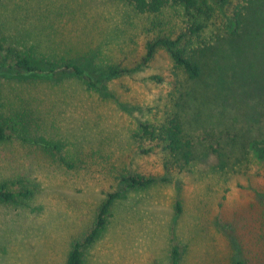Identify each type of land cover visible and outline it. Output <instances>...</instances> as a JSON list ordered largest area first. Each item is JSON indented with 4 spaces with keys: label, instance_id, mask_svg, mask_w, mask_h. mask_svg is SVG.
I'll use <instances>...</instances> for the list:
<instances>
[{
    "label": "rangeland",
    "instance_id": "1",
    "mask_svg": "<svg viewBox=\"0 0 264 264\" xmlns=\"http://www.w3.org/2000/svg\"><path fill=\"white\" fill-rule=\"evenodd\" d=\"M216 7L200 37L182 42L204 49L191 80L164 49L142 62L147 41L184 30L172 6L148 15L123 0H0L5 48L90 72L50 81L0 70V121L15 134L0 141V185L31 190L0 201V264H65L114 193L84 264H264V0L238 27L231 5ZM111 66L130 72L98 79ZM172 116L194 159L166 175L161 148L144 154L137 136ZM135 176L158 182L127 188Z\"/></svg>",
    "mask_w": 264,
    "mask_h": 264
},
{
    "label": "trees",
    "instance_id": "2",
    "mask_svg": "<svg viewBox=\"0 0 264 264\" xmlns=\"http://www.w3.org/2000/svg\"><path fill=\"white\" fill-rule=\"evenodd\" d=\"M130 5L138 14L158 15L162 13L169 6L178 9L181 17L184 18L185 28L177 35L176 38H171L167 35H157L145 44V55L143 63L147 64L156 54L158 49H164L171 57L174 68L183 71L191 80L197 79L201 74V60L204 54V49L194 50L189 53L182 42H189L193 44L198 39L200 34L208 27L209 21L214 16L219 5H231L232 14L231 22L236 27L242 23V13L245 11L250 3L256 0H123ZM187 38V40H184ZM0 70L14 71L16 76L27 75L36 76L46 80H58L64 78L68 73L74 76L89 75L90 72L80 62L66 60L59 61H40L36 62L33 57L27 54L15 51L13 48H5L0 43ZM129 70L123 69L119 66L107 67L105 71L97 73L98 79L102 81H110L123 73H129ZM56 77L57 79H55ZM151 79L160 82L158 76H152ZM90 86L95 87L94 83H89ZM15 137L13 129L0 121V141H7ZM138 141H145L148 143L147 147L139 144L142 153L149 154L154 148H161L164 154L162 167L164 173L177 171L182 172L188 169L194 159L192 144L188 138L185 137L181 127V121L178 116L167 117L159 125L150 123H142L139 126ZM23 141L27 139L22 138ZM38 143V142H36ZM46 148L50 145L46 143H38ZM264 153V150H263ZM167 180L164 176L160 181ZM126 187L129 189L149 187L158 182L156 177L135 176L125 179ZM11 183L5 182L0 185V201L12 202L18 196H29L31 190L19 194L9 190ZM120 196L118 193L109 194L105 201L101 204L98 210L95 224L83 236L82 239L75 241L68 253L65 264H84L83 251L90 246L99 232L107 224L110 208L116 197ZM174 251L176 259V253ZM242 264V263H238Z\"/></svg>",
    "mask_w": 264,
    "mask_h": 264
}]
</instances>
